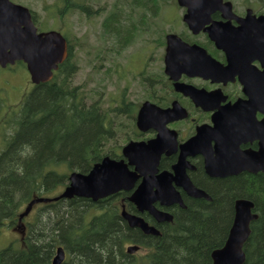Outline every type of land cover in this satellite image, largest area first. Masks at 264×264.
<instances>
[{
    "label": "flooded vegetation",
    "instance_id": "obj_1",
    "mask_svg": "<svg viewBox=\"0 0 264 264\" xmlns=\"http://www.w3.org/2000/svg\"><path fill=\"white\" fill-rule=\"evenodd\" d=\"M160 1L165 2L70 0V16L79 13L88 22L99 19L103 47L95 52L92 69L106 77L114 71L122 79L124 72L134 69L128 84L139 87H134L139 92L133 97L123 93L107 104L103 99L105 90L100 91L99 99L91 98L73 83L79 69L80 45L76 35L69 32L67 54L60 63H66L71 105L78 97L82 104H96L99 108L105 132L100 145H110V153L103 157L123 158L122 148L130 142H154L163 148L158 173L175 174L173 166L182 157L185 175L195 188L209 196H194L172 181L184 206L170 199H164L167 204L155 200V208L172 216L171 220H159L147 210H138L128 199L131 190L116 192L123 194L119 199L121 208L124 206L159 231L192 200L210 201L209 181L264 173L260 168L250 170L256 158L264 157V0L203 4L195 31L184 20L187 7L177 0H169L173 12L166 14L163 23L168 26L160 31L155 21ZM138 12L139 18L135 19ZM139 33L145 35L138 41ZM168 35H176L194 47L177 46L171 50ZM74 93L79 96L74 98ZM144 102L153 105L154 111L149 113L148 127L143 130L137 116ZM123 116L129 118V125L121 122ZM239 198L247 197L233 200L232 221Z\"/></svg>",
    "mask_w": 264,
    "mask_h": 264
},
{
    "label": "trees",
    "instance_id": "obj_2",
    "mask_svg": "<svg viewBox=\"0 0 264 264\" xmlns=\"http://www.w3.org/2000/svg\"><path fill=\"white\" fill-rule=\"evenodd\" d=\"M55 7L59 16L67 15L70 0L49 5L50 17ZM68 77L63 63L19 105L3 108L0 98V233L25 223L24 235L0 246V264H51L60 245L66 251L62 264H212L211 252L225 242L238 196L252 200L258 214L243 245V264H264V173L209 181L211 200H192L158 235L127 224L118 193L97 201L74 196L37 203L19 221L32 198L67 184L68 171L87 172L110 153V145H100L105 132L98 106L78 97L71 105ZM130 243L139 250L127 253Z\"/></svg>",
    "mask_w": 264,
    "mask_h": 264
},
{
    "label": "water",
    "instance_id": "obj_3",
    "mask_svg": "<svg viewBox=\"0 0 264 264\" xmlns=\"http://www.w3.org/2000/svg\"><path fill=\"white\" fill-rule=\"evenodd\" d=\"M179 4L187 7L184 20L190 29L195 31V22L199 17V9L203 4H218L221 0H177ZM168 46L171 50L177 46L192 49L194 45L182 42L176 35H168ZM67 42L60 31L50 29L38 31L32 14L28 7L11 0H0V66L6 67L15 61H23L29 72L30 80L34 84L46 82L52 78L53 70L57 69L66 56ZM154 106L144 102L138 112L137 123L141 129L148 127L149 113L154 111ZM157 113L160 111L157 109ZM154 142H130L123 146V158L115 159L109 156L96 161L87 172L70 171L68 182L63 190L54 197H34L19 214V220L27 215L32 206L39 202H50L60 198L85 197L92 201L114 194L118 191L131 190L128 199L133 202L138 210H147L156 219L171 220L167 212L158 210L153 205L155 200L167 204L170 199L182 201L178 192L172 187V181L181 185L194 196H206V193L195 188L185 175L182 157L173 166L175 174L167 171L157 172V164L162 145H153ZM184 154L182 153L181 156ZM250 164V170L264 169V157ZM180 167V171L179 168ZM212 170V166H210ZM209 198V196H206ZM253 201L239 198L235 201L234 217L228 235L221 247L211 252L212 264H243L245 252L243 245L250 234V222L258 214L252 212ZM122 217L129 226L139 227L144 233L158 234L159 230L149 225L142 217L127 212L124 207ZM139 248L133 244L126 247L128 253H133ZM65 259V250L59 246L55 251L52 264H62Z\"/></svg>",
    "mask_w": 264,
    "mask_h": 264
},
{
    "label": "rangeland",
    "instance_id": "obj_4",
    "mask_svg": "<svg viewBox=\"0 0 264 264\" xmlns=\"http://www.w3.org/2000/svg\"><path fill=\"white\" fill-rule=\"evenodd\" d=\"M20 2L35 12L37 25L43 29H57L60 30L65 36L69 34L76 35L78 38V43L80 45L77 55H78V65L79 69L74 73L73 83L79 85L82 91L89 95L91 98L99 99V93L101 90H105V95L103 97L105 103L111 104L114 99L120 98V96L125 93L128 96L133 97L139 91H136L134 86L128 84L134 76V69L132 71L124 72L123 76L125 79L119 77L118 73L114 71L110 72L107 77L101 74L100 71H94L91 62L94 61L95 52L100 51L103 47L101 45V34H100V24L99 19L96 18L91 22L85 20L84 16L81 14H76L70 16L69 14L64 16H59V8L55 7V14L53 17L49 15L53 14V9L48 8L53 2L57 0H14ZM171 3V4H170ZM172 2L165 0V2H159V8L156 15V24L161 27L160 31L168 26V23H163L167 18L166 14L173 12ZM157 7V6H156ZM168 9V11H167ZM139 18V12L137 13L135 19ZM163 25V26H162ZM157 33L155 37L158 35ZM139 39L145 35L140 34ZM137 43V42H136ZM143 44V40L140 41ZM157 52V51H156ZM119 63V58L115 57ZM23 64L18 63L10 68L0 67V98L3 101V108L17 106L24 99V96L31 90L33 84L30 81L29 74ZM157 65V63H155ZM139 89V87H137ZM127 92V93H126ZM141 95V94H140ZM138 94L137 98L140 99ZM135 98V97H134ZM129 118L123 116L121 122L125 125H129ZM70 171L67 172L69 174ZM63 190L62 187H58L54 190L47 192V197H53L59 194ZM36 205L32 207V210ZM25 208V207H24ZM31 212V211H30ZM29 215V214H28ZM27 215V216H28ZM26 216V217H27ZM14 224L9 229H4L0 233V246H6L9 241L14 238H20L24 235L25 223L22 221V225L18 226Z\"/></svg>",
    "mask_w": 264,
    "mask_h": 264
},
{
    "label": "bare ground",
    "instance_id": "obj_5",
    "mask_svg": "<svg viewBox=\"0 0 264 264\" xmlns=\"http://www.w3.org/2000/svg\"><path fill=\"white\" fill-rule=\"evenodd\" d=\"M248 199V198H247ZM61 246V245H60ZM59 247V246H58ZM57 247V248H58ZM65 250V249H64ZM65 254H66V251H65ZM54 256H55V254L53 255V257H52V260H53V258H54ZM52 260H51V264H52Z\"/></svg>",
    "mask_w": 264,
    "mask_h": 264
}]
</instances>
